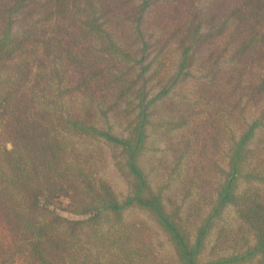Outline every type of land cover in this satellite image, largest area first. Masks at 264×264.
I'll use <instances>...</instances> for the list:
<instances>
[{"label": "trees", "instance_id": "trees-1", "mask_svg": "<svg viewBox=\"0 0 264 264\" xmlns=\"http://www.w3.org/2000/svg\"><path fill=\"white\" fill-rule=\"evenodd\" d=\"M0 264H264V0H0Z\"/></svg>", "mask_w": 264, "mask_h": 264}, {"label": "rangeland", "instance_id": "rangeland-1", "mask_svg": "<svg viewBox=\"0 0 264 264\" xmlns=\"http://www.w3.org/2000/svg\"><path fill=\"white\" fill-rule=\"evenodd\" d=\"M204 3H205V0H204ZM195 74L197 75V73H195ZM186 89H187L186 83H179L175 87V92H180V91H183ZM254 115H255L254 113H248V118L251 120L254 117ZM117 128L119 129L118 126H117ZM102 173L113 184V186H114L115 190L117 191V193L119 194L120 198L123 199L127 193V185H126L125 181L122 179V177L118 174V172L114 168L111 161L108 162V164L105 166ZM125 214H126V217L128 219L146 218L145 213L138 211V210L127 209L125 211ZM234 216H235V213H234L232 207H228L225 210L223 218L221 219L220 222L223 224L233 222ZM213 238H214V234L211 235L208 246L211 244ZM155 242L159 243V245L157 247H158V250L160 251V253L163 254V253L170 252V246L161 233H159L158 235H155Z\"/></svg>", "mask_w": 264, "mask_h": 264}]
</instances>
